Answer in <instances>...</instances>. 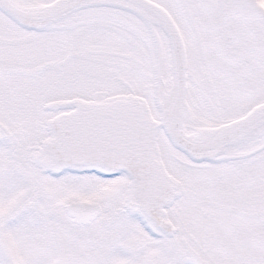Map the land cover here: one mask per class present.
<instances>
[{
    "label": "snow or ice",
    "instance_id": "6c2138e0",
    "mask_svg": "<svg viewBox=\"0 0 264 264\" xmlns=\"http://www.w3.org/2000/svg\"><path fill=\"white\" fill-rule=\"evenodd\" d=\"M0 264H264V0H0Z\"/></svg>",
    "mask_w": 264,
    "mask_h": 264
}]
</instances>
